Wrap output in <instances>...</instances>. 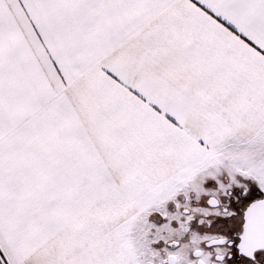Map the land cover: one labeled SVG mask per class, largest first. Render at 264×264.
I'll return each instance as SVG.
<instances>
[{
	"label": "snow or ice",
	"instance_id": "1",
	"mask_svg": "<svg viewBox=\"0 0 264 264\" xmlns=\"http://www.w3.org/2000/svg\"><path fill=\"white\" fill-rule=\"evenodd\" d=\"M0 264H264V0H0Z\"/></svg>",
	"mask_w": 264,
	"mask_h": 264
}]
</instances>
